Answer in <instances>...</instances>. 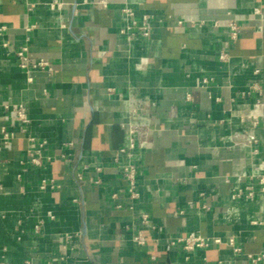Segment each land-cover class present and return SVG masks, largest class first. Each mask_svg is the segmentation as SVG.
Masks as SVG:
<instances>
[{
	"label": "crops",
	"instance_id": "obj_1",
	"mask_svg": "<svg viewBox=\"0 0 264 264\" xmlns=\"http://www.w3.org/2000/svg\"><path fill=\"white\" fill-rule=\"evenodd\" d=\"M50 1L0 0V123L14 132L0 138V264H264L249 257L264 251V0H63L61 19ZM126 2L156 13L151 39L119 33ZM230 17L241 33L222 61ZM23 46L52 69L21 67ZM122 122L141 125L137 198L113 159ZM190 231L242 251L166 249Z\"/></svg>",
	"mask_w": 264,
	"mask_h": 264
},
{
	"label": "built area",
	"instance_id": "obj_2",
	"mask_svg": "<svg viewBox=\"0 0 264 264\" xmlns=\"http://www.w3.org/2000/svg\"><path fill=\"white\" fill-rule=\"evenodd\" d=\"M34 4L31 2H28L29 8H32ZM63 6L64 1L63 0H52L49 2V8L54 11L60 19L62 18L63 13ZM157 20L156 13L150 12L147 9L143 8L138 12L134 7H132L128 2L124 4L122 7V21L119 27V33L126 37L129 41L139 37L143 39H151L154 33V24ZM183 20L178 19V24H182ZM191 23L197 26H202L206 23V20L199 19V20H192ZM220 20H215L213 22L214 25H219ZM226 26H227V32H228V39L225 41L224 46L222 47L219 58L222 61H228L230 58L229 53V45L231 41L236 40L241 33V27L240 23L237 21V19L230 17L226 19ZM31 27H28L30 29ZM17 55L20 57L21 60V67L24 69H47L51 70L52 67L49 63V61L45 59H40L38 61L30 63L29 56H28V47L23 46L21 49L17 51ZM150 57L149 56H142L138 66L140 68H145L146 65L149 63ZM29 80H32V77H29ZM209 79L208 77H203L202 79H198V83H208ZM251 91H258L260 94L263 93L262 87L258 82H254L250 85L249 91L247 93H250ZM190 97V95H188ZM264 102L261 99H258L257 105H263ZM5 107L7 109L8 115L13 119L14 121L22 124L27 125L31 122V119L28 114L27 106L24 103H6ZM142 108H135L133 109V112H141ZM252 124L254 126L259 124V120L256 118V116L253 117ZM122 126L126 130V140L124 143L118 147L114 152V162L119 170V172L125 177L126 179V188L129 192V195L132 198H137L139 196V192L137 189L138 185V166H139V152L138 148L142 146V143H137L136 141V135L141 134V125L134 124L130 122H122ZM14 137V132L10 130L6 125L0 123V138L4 143H8L11 141V139ZM31 140L35 141L34 137H30ZM256 141V140H255ZM34 162H38V158L33 157ZM97 170L100 172L101 167H96ZM243 176H247L246 173L243 174ZM81 178L82 176L79 175ZM103 179L102 177H98L95 179L96 184L102 183ZM260 183L263 185L262 190L264 191V173L260 177ZM47 186V181H43L42 187L45 188ZM51 186L56 187L58 186L54 180L51 181ZM122 190L125 191V187H122ZM242 191H237L233 193V198H238L242 195ZM118 192H113L112 196L113 198H117ZM246 195L249 198H253L254 191L248 190ZM117 206H121V204H118ZM133 208V206L131 207ZM49 216H53V213L51 211L48 212ZM138 215L143 223L146 225H150V213L145 210L141 209L138 211ZM38 227V226H37ZM134 240L140 244H143L146 242V237L141 233H137L134 236ZM157 240V239H155ZM213 244H227L230 246H233L234 250L236 252H241L242 247L238 246L236 244V240L234 237L230 236L227 239H224L219 236H209L204 235L200 231H190L184 235L180 236H172L168 237L165 243L166 249L172 250L174 248H177L178 246H181L182 249L186 252H192L197 249H206L211 247ZM249 257L253 262H259L264 261V251L257 253V254H249ZM206 258L201 264H207ZM219 264H224L222 261H220Z\"/></svg>",
	"mask_w": 264,
	"mask_h": 264
}]
</instances>
